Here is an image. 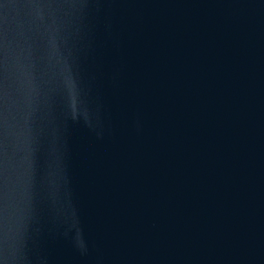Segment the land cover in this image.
<instances>
[{"label": "water", "instance_id": "1", "mask_svg": "<svg viewBox=\"0 0 264 264\" xmlns=\"http://www.w3.org/2000/svg\"><path fill=\"white\" fill-rule=\"evenodd\" d=\"M0 264H264V0H0Z\"/></svg>", "mask_w": 264, "mask_h": 264}]
</instances>
